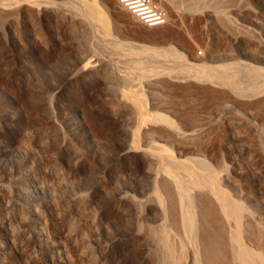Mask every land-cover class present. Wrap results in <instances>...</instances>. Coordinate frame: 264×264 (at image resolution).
Wrapping results in <instances>:
<instances>
[{"label": "bare ground", "instance_id": "6f19581e", "mask_svg": "<svg viewBox=\"0 0 264 264\" xmlns=\"http://www.w3.org/2000/svg\"><path fill=\"white\" fill-rule=\"evenodd\" d=\"M55 1L0 0V86L11 103L0 107L7 126L0 136L17 154L0 212H11L3 222L5 240L22 264L33 261L20 243L27 240L40 251L63 252L68 264H73L69 249L78 261L97 264L93 250L109 255L115 244L118 255L132 264L134 258L149 264H264V210L231 196L219 171L196 155L208 140L206 132L196 130L211 121L209 113L196 109L200 97L211 95L216 103L231 91L247 92L257 100L242 106L255 115L264 111V0H176L173 15L192 22L201 13V20L194 17L204 22L199 29L207 31L211 44L199 42L209 48L203 52L205 46L196 50L197 38L190 40L196 54L189 57L172 52V46L157 51L171 64L166 76L156 58L136 56L131 49L135 59L129 66L115 69L103 58L93 63L90 28L80 29L75 18L52 7ZM82 1L91 23H108L98 0ZM179 2L189 13L180 11ZM189 78L198 87L189 85ZM201 80L230 91L215 87L222 94L215 101L220 96L210 91L214 83L203 88ZM217 103L210 104L211 111H218ZM236 120H228L233 133ZM256 139L250 143L259 156ZM32 147L47 159L33 164ZM28 184L36 198L27 196ZM0 255L2 264H13L5 248Z\"/></svg>", "mask_w": 264, "mask_h": 264}, {"label": "rangeland", "instance_id": "374dc122", "mask_svg": "<svg viewBox=\"0 0 264 264\" xmlns=\"http://www.w3.org/2000/svg\"><path fill=\"white\" fill-rule=\"evenodd\" d=\"M64 1L66 3H64ZM64 1L56 0L52 7H58L64 14L68 15L69 17L70 16L73 17L72 18L73 20L75 18V21H77L78 24H80V29L87 28V26H88V28H90L89 30L91 31V44H90L91 46L89 48V53L92 56V62L93 63L97 62L99 58H103V59L109 61L115 69H117L119 64L123 65V66L125 65V67L129 66L131 64L130 62L135 59V57L129 56V53H130L129 50L131 49L133 52H136V56L142 55L144 57L146 56L145 58H147V57L148 58H156L157 62L160 63L158 65H160V67L162 68L160 70V68L158 66L159 70L163 71L162 76H166V74H168L167 71L169 70L171 64H169L170 62L168 63V61L166 60L167 57L161 56L160 54H158V52L162 53L168 47L171 48V50H172V47H173L172 52L175 49L176 50L175 53L189 57V55H192L194 53L196 54L195 51L197 49L199 50L201 48V44L199 42L205 43V44L209 42L208 43L209 45L207 44L208 45L207 47H210V44H211L210 43V41H211L210 37L206 33L207 31H205L204 29L200 30L202 28V26L204 28V22L203 23H202V21H201V23H200V21H199V23L197 22L198 20L202 19V17L200 16V15H202L201 13L194 14L196 16L198 15L197 16L198 20L195 19L196 17H194V15H193V18H192L193 21L192 22H194V24L197 22L198 24L196 23V26L194 24H192V25L189 24L188 21H190V23H192L191 18H189V17H187L186 19H183L184 21L187 20V22L184 23V21L182 19L175 17L173 15L172 5L176 4L178 2L176 0L174 2H171L170 0H155L159 5H161L162 8H164V10L166 11V14H167L166 23L162 24V25H155V26H146V25L142 24L130 12L123 9L122 7H119V4L116 2V0H98L104 6V8L107 10V13L109 14L108 15V17H109L108 23L109 24L103 20V22L105 23V24L103 23V25L100 24V23H102V21H99L100 23L95 24L96 23L95 21H94L95 23L94 22L91 23V21H89L87 19V17L84 14L85 9L83 7V6H85V4H83L82 0H64ZM60 2H62V3H60ZM67 3H69L70 5ZM177 5L179 6L178 8L180 9L181 12H188L185 8L186 6L183 8L184 4L182 5L179 2ZM78 9H79V11H78ZM81 12H83V13H81ZM77 22H75L76 25H77ZM79 22H81V23H79ZM52 24H53L52 28L54 30L58 29L55 27V25H54L55 23H52ZM92 25H94V26L92 27ZM105 25H107V26H105ZM77 28H78V26H77ZM196 28H198V29L200 28V29L198 30ZM80 29H77L78 33L82 32V31H80ZM60 30H61V28H59V32H58V30L55 31L56 35L57 34L60 35V33H62ZM205 33L208 36H206ZM59 35H58V37H59ZM207 37H209V38L207 39ZM119 38L122 40H120ZM196 38H197V40H195L194 42H195V44H197L196 41H198V45H197L198 48L195 47L196 48V50H195V48H193V47L196 45H190L191 44L190 40H192V39L194 40ZM117 40H119V42L121 41V43H118ZM204 41H206V42H204ZM114 43L115 44L118 43V45L116 44V46H118V47H116ZM192 43H193V41H192ZM141 44H143L144 47ZM205 44H202V48H201L202 50H203ZM191 46H193V47H191ZM145 47H147V49ZM190 47L192 49H190ZM207 47L205 46V51L203 50V52H208L209 48H207ZM153 49L156 52L157 51L158 52L156 53ZM193 50H195V51H193ZM204 54L203 55L206 56V53H204ZM167 55L172 57L173 54L167 53ZM203 55H199V56H203ZM24 58H26V57H24ZM27 60H28V58L25 59L26 62H27ZM161 65H163V66H161ZM165 69H168V70L166 71ZM164 71H165V73H164ZM172 72H174V71H172ZM191 79L192 78L186 79V82L189 85L194 83V84H196L194 86L198 87L197 85H199V83L197 84L195 79L194 80L192 79L193 81ZM206 82H207V84L210 83L209 80H201L200 84L201 83L202 84L200 86L204 85V86H202L204 88L206 86ZM212 84L214 87L212 86ZM191 86H193V85H191ZM207 86H208L207 88H210L209 84ZM210 86H212L210 91H213V89H214L213 92H215L218 95H219V93L215 91V89H216L215 87L220 86L219 92H220L221 87L224 90L226 89L225 91H227V89H228L227 87L224 88V86L222 84L217 83V82L210 83ZM202 87H200V88H202ZM3 90H4V88L1 87V89H0V97H1L0 98L1 99L0 100V107H7L11 103L9 102V100L7 99V96H6L7 95L6 94L7 89L5 88V90L4 91ZM224 90H222V91H224ZM229 91H227V92L229 93ZM244 91H246V90H243V92ZM231 92L229 93V95H231V94L232 95L231 96L228 95L229 97L226 96L224 93L223 94L225 95V97H228V99H230V97H231V99H233L232 97H234V99H235V97H238V98H236L238 101L239 100L243 101L246 99L247 100L244 102H239L240 103L239 104L237 102V100H236V102H234V100L231 101V99L226 101L227 99L223 96L224 99H226L224 102V101H222L224 99L221 98L222 94H220L219 95L220 97L217 98L216 97L217 95H215V93H214L215 98H216L215 101H217V99L219 100V98H221V101H217L218 103L216 102L217 105L219 104L218 105L219 107H217L218 108L217 110L219 111L218 112L214 109H213V111H211V109H210V108L215 107L214 105H216V103L213 102L214 100L212 101L213 103L210 102L211 101L210 97L212 98L213 96H211V95L207 96V97L202 96V97H200L201 100H203L205 98L207 101L209 99L208 100L209 102L207 101V103H210L211 106L213 105V107H210V104H206L205 102H202V103H205V105L208 107L207 109H209V110H207V109H204V107H203L204 111L202 110L203 111L202 112L199 108H200V106H205V105H200L201 100H199L200 98L199 99L197 98L198 99L197 101L200 102V104L199 103L196 104L197 106L199 104V107L196 106V109H198L197 110L198 113L201 112V113H199L201 115L204 112H205V115L209 113L208 115H211V116H209V118H211L209 120H211V121L205 123L201 128L196 130V131H201L203 133L206 132V134H205L206 136L204 135L203 139H204V141H205V139H208L204 143V146L206 144V146L203 147L205 149L203 150V148H202L201 149L202 151L200 150L201 155L199 154V151L197 152L196 155L201 156V158L203 157V159H205L206 161H209L208 163H210V165L212 164L211 166H213V168L215 167L216 171H219L221 177L223 178L222 179L223 181L222 180L221 181H222V183H224L223 184L224 186H226V185L228 186V188H229L228 192H230L229 194L231 196H233L234 198L237 196L239 201L244 203L245 206L247 205L250 209H252L254 207L253 210L255 208L256 209L261 208L260 210H262V209L264 210V207H263L264 206V168H262V167H264V159L262 157H260L262 155L264 156V111L261 114L259 113V115H255L253 113V109L246 108V107L244 108L241 104V103H243V105L248 106V105L254 103V100H257L258 96H256V97L249 96L248 97L247 92L242 93V91H241V93H237V92L231 93ZM212 95H213V93H212ZM192 99L194 102V98H192ZM192 99H190V102L192 101ZM195 99H196V96H195ZM5 101H7V103ZM248 101H250L249 102L250 104L246 103ZM220 103H222V104H220ZM192 104H195V103H192ZM220 105H222V106H220ZM15 106H17V105L15 104ZM17 108H19V107L17 106ZM18 113L21 114V112H18ZM210 113H212V114H210ZM22 115H25V114L22 113ZM229 117L230 118L234 117L235 120L237 119L236 121L239 125V127H237V129L234 133H233V131H231V129L228 125ZM177 121H179V120L177 119ZM0 125H1L0 126L1 130H3L4 128L7 127L6 124L4 123V121H1V120H0ZM179 125H181V123ZM238 132H240V133L237 134ZM239 135H240V137H239ZM244 135H246L248 137H246ZM241 136L244 137L245 139L242 138ZM249 137H251V138H249ZM243 139H244V141H243ZM255 139L259 140V143H260V146L262 149L260 151L261 155H259V156H257L256 153L254 152V150H252L251 143H250V142L253 143L255 141ZM246 143H250V144L247 145ZM12 145L14 146V144L10 145L9 143L6 142V140L2 136H0V191H1L0 192V201H1L0 202V208H2V206L5 205V198L3 200V194L2 193H4V190H10V187L7 186L8 185L7 184L8 183V181H7L8 180V178H7L8 174L13 172L14 170H16V157L15 156L17 154H16V151L13 149L14 147ZM209 148H210V150H209ZM33 149H34V147H32V151H33L32 157H34V159H35V160L33 159V164H34V162L38 163V162H41V160L47 159V157L44 158L46 153L44 155V153H41L40 151L37 152V151H35V149L34 150ZM34 151L36 152L35 155H34ZM203 152H204V154H203ZM262 152H263V154H262ZM48 155H49V153H48ZM32 157L30 156V158L29 157H26V158H29L28 161L30 162ZM40 158H41V160H39ZM37 159H38V161H36ZM30 163H32V161ZM261 164H262V167H259V166H261ZM220 168H224V170L222 169V171H221ZM38 178L40 180L41 179L43 180V178H41L40 175L38 176ZM2 186H4V187H2ZM227 186H226V188H227ZM27 187H26L27 189L25 188L27 196H29L31 198H36L35 196H37L38 194L35 191L34 187L31 184H28ZM2 213L0 212V246H1L0 248H2V249L5 248V251H7V253L14 258L13 264H22V260L19 257V255H17V253L15 252V250L12 246L7 245L6 240H5L6 236H5L4 227H3L5 224L3 222L6 221L8 215L10 216L11 212H9V214L7 212H4L3 214ZM4 217H6V218H4ZM12 223H13V226H15V227L18 226V228H19V225H17L18 223L15 222V220ZM2 227H3V230H2ZM42 236L45 239H47L46 242L49 243L50 236H49L48 230L47 231L44 230V233ZM20 243L22 245H24L25 250H27V253L28 254L30 253V256L33 257L32 258L33 261L31 262V264H68L67 259L64 258L65 254L63 252H59L57 250H52V252L51 251H43V250L40 251L37 248V246L35 245V243H33L32 241H28V240L23 241L24 244L22 242H20ZM104 243L108 248L112 247V245H113L109 241H106V240H104L103 244ZM127 251H125V252H127ZM129 251H132V250H129ZM108 252L106 254H100L98 252V250H96V251L93 250L94 259H97V261H98L97 264H132L130 258H126L124 260L120 255H118V253L121 251H120V248L116 244H115L114 249L112 250V253H109V255H107ZM137 252H141V249H139ZM66 256L71 259L73 264H84L83 262H80L76 259V256H75V253L73 252V250L69 249L68 254H66ZM50 257H53V263H51ZM2 260H3L2 255H0V264H2L1 263ZM134 262H135V264H139V262H140V264H149V262L147 260H145V259L141 260L139 258H134Z\"/></svg>", "mask_w": 264, "mask_h": 264}, {"label": "built area", "instance_id": "2783aa9c", "mask_svg": "<svg viewBox=\"0 0 264 264\" xmlns=\"http://www.w3.org/2000/svg\"><path fill=\"white\" fill-rule=\"evenodd\" d=\"M116 2L135 15L144 25L154 26L166 23V11L155 0H116Z\"/></svg>", "mask_w": 264, "mask_h": 264}]
</instances>
